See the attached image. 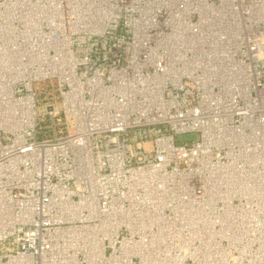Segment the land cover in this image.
<instances>
[{
	"label": "built area",
	"instance_id": "2783aa9c",
	"mask_svg": "<svg viewBox=\"0 0 264 264\" xmlns=\"http://www.w3.org/2000/svg\"><path fill=\"white\" fill-rule=\"evenodd\" d=\"M54 2L0 0V264H264V0Z\"/></svg>",
	"mask_w": 264,
	"mask_h": 264
},
{
	"label": "bare ground",
	"instance_id": "6f19581e",
	"mask_svg": "<svg viewBox=\"0 0 264 264\" xmlns=\"http://www.w3.org/2000/svg\"><path fill=\"white\" fill-rule=\"evenodd\" d=\"M56 2V0H55ZM54 2V3H55ZM18 5V4H17ZM9 25L8 27H16L17 26V23H15L14 21L10 20L9 21ZM1 30H4V28H2ZM48 43L49 44H52V45H58L60 44L62 46V43L65 42L66 40H58V39H54L52 36H48ZM15 46H17V41H13ZM32 42V41H31ZM43 43H46V38H41L38 40V43H32V49L31 51L34 52L36 49H39L41 50V44ZM70 43V42H69ZM69 45V44H68ZM51 46V45H49ZM51 49H48V54L50 55V51ZM69 51V50H68ZM61 54L58 52V51H55V56H50L48 57V66H50L52 63H54V60L56 61V64H55V69L56 70H59L61 69V67L63 65H65V63L68 62V59H73L71 53L67 54L66 56L62 57L60 56ZM70 55V56H69ZM13 59H16L18 60L19 59V56H18V52H13V56H12ZM86 61V60H85ZM70 62V61H69ZM23 66V65H21Z\"/></svg>",
	"mask_w": 264,
	"mask_h": 264
},
{
	"label": "rangeland",
	"instance_id": "374dc122",
	"mask_svg": "<svg viewBox=\"0 0 264 264\" xmlns=\"http://www.w3.org/2000/svg\"><path fill=\"white\" fill-rule=\"evenodd\" d=\"M181 137H183V136H181ZM181 137L179 138L180 142H185V141H188V139H189L188 137H185V138H181Z\"/></svg>",
	"mask_w": 264,
	"mask_h": 264
}]
</instances>
